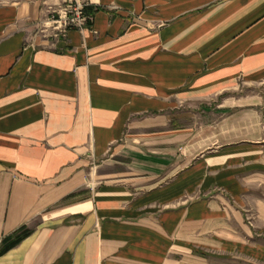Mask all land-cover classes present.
Wrapping results in <instances>:
<instances>
[{
	"label": "crops",
	"instance_id": "0c3cea01",
	"mask_svg": "<svg viewBox=\"0 0 264 264\" xmlns=\"http://www.w3.org/2000/svg\"><path fill=\"white\" fill-rule=\"evenodd\" d=\"M81 1L0 0V264H264V0Z\"/></svg>",
	"mask_w": 264,
	"mask_h": 264
},
{
	"label": "built area",
	"instance_id": "2783aa9c",
	"mask_svg": "<svg viewBox=\"0 0 264 264\" xmlns=\"http://www.w3.org/2000/svg\"><path fill=\"white\" fill-rule=\"evenodd\" d=\"M67 6L62 10V16L56 20L54 13H51L49 22L54 26V30L65 37L70 29L81 31L87 22L92 21V17L85 13L88 6L86 1L81 0H65Z\"/></svg>",
	"mask_w": 264,
	"mask_h": 264
},
{
	"label": "rangeland",
	"instance_id": "374dc122",
	"mask_svg": "<svg viewBox=\"0 0 264 264\" xmlns=\"http://www.w3.org/2000/svg\"><path fill=\"white\" fill-rule=\"evenodd\" d=\"M263 98V102H260V106L263 105V115H264V91L259 86H241L225 95L226 100H230L228 105H231L232 108H228L230 110H238L242 108H253L258 109L259 99ZM238 100V101H232ZM226 104V103H224ZM213 119V116H212ZM191 119L188 117L186 121L190 122ZM216 120V119H215ZM264 120V119H263ZM264 127V125H263ZM220 264V263H219Z\"/></svg>",
	"mask_w": 264,
	"mask_h": 264
},
{
	"label": "trees",
	"instance_id": "16d2710c",
	"mask_svg": "<svg viewBox=\"0 0 264 264\" xmlns=\"http://www.w3.org/2000/svg\"><path fill=\"white\" fill-rule=\"evenodd\" d=\"M264 116V115H263Z\"/></svg>",
	"mask_w": 264,
	"mask_h": 264
}]
</instances>
